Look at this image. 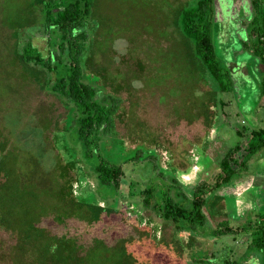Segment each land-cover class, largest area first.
I'll return each mask as SVG.
<instances>
[{"label":"rangeland","instance_id":"rangeland-1","mask_svg":"<svg viewBox=\"0 0 264 264\" xmlns=\"http://www.w3.org/2000/svg\"><path fill=\"white\" fill-rule=\"evenodd\" d=\"M41 1L0 0V264L239 258L253 213L264 209V147L206 196L205 221L195 229L178 221L175 232L153 205L168 190L172 197L182 192L178 201L186 206L191 186L213 176L220 155L237 142L239 158L250 130L264 128L261 66L241 42L248 0H212L214 51L231 78L221 93L176 18L195 0H92L85 79L97 98H116V112L112 129L96 134L87 155L74 139L69 109L44 89L43 72L11 61L26 36L44 52L36 30ZM102 158L120 165L117 187L99 184L91 172ZM65 180L68 197L58 194ZM225 221L238 230L216 234ZM260 261L253 250L241 264Z\"/></svg>","mask_w":264,"mask_h":264},{"label":"trees","instance_id":"trees-1","mask_svg":"<svg viewBox=\"0 0 264 264\" xmlns=\"http://www.w3.org/2000/svg\"><path fill=\"white\" fill-rule=\"evenodd\" d=\"M91 4L92 0H42L39 4L37 28H35L41 33L39 37L45 41L44 52L31 43L29 37L26 36L19 44L16 42L14 56L11 58L13 63L21 62L27 67L43 72L44 89L69 109L72 118L70 123L76 134L74 139L83 145L85 155L90 154L89 146L99 131L106 132L112 129V117L116 112L114 101L116 98L111 95L107 96L109 100L107 103L105 98H97L96 88L85 79L84 72L90 61L91 49L88 44ZM248 4L251 19L247 23V39L241 42L249 53L256 55L259 59L262 70V75L259 77L260 90L264 93L263 2L262 0H248ZM176 18L181 33L191 42L192 53L198 57L214 80L216 91L218 93L229 91L231 78L228 68L216 57L214 51L211 32L212 0H195L181 8ZM261 23L263 26H258ZM50 74L54 75L53 81H50ZM263 147L264 128L250 130L245 149L240 157L234 156L240 148L238 143L229 146L220 155L217 170L213 176L209 180L200 179L191 186V193L185 198L187 199L186 206L182 205L180 200L178 201L182 192H176V197H172L168 190H164L163 199L159 200L160 203L155 201L153 209L162 220L172 222L169 226L175 232L180 228L178 221H181L180 225L185 223L186 229H195L205 221L202 208L206 204V196L221 185L229 183L234 175L245 169L246 158ZM137 158L138 155H134L130 159L136 160ZM64 166L58 163L56 168L63 171ZM90 170L99 184L118 186L121 175L119 164H112L103 158L97 159V162L90 166ZM171 181L175 183L173 178ZM144 192L150 195L148 188ZM58 194L59 196L64 194L66 197L70 195V184L67 180L60 186ZM147 199L148 197L144 198L145 206L149 203ZM249 224L245 254L253 250L257 251L260 253V264H264V209L254 212ZM237 227V225L232 227L225 221L222 227L216 228L215 233L233 234L238 230ZM241 227L240 225L239 230ZM242 255L244 253L236 260L225 258V264H241Z\"/></svg>","mask_w":264,"mask_h":264},{"label":"crops","instance_id":"crops-1","mask_svg":"<svg viewBox=\"0 0 264 264\" xmlns=\"http://www.w3.org/2000/svg\"><path fill=\"white\" fill-rule=\"evenodd\" d=\"M246 7L249 9L250 7H249V4H248V2L246 3ZM244 48V47H243ZM245 49V48H244ZM243 253H244V255H247V253L245 254V250L243 251ZM242 253V254H243ZM256 253L257 254H260V253H258L257 251H256ZM244 255H242V257H244Z\"/></svg>","mask_w":264,"mask_h":264}]
</instances>
